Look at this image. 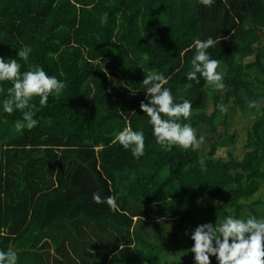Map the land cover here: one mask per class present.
Wrapping results in <instances>:
<instances>
[{
	"label": "trees",
	"instance_id": "obj_1",
	"mask_svg": "<svg viewBox=\"0 0 264 264\" xmlns=\"http://www.w3.org/2000/svg\"><path fill=\"white\" fill-rule=\"evenodd\" d=\"M209 37L220 90L186 79L193 42ZM0 56L65 84L45 107L33 98L31 130L16 128L20 111L0 113V250L17 264H195L196 226L264 218V0H0ZM149 71L167 77L174 102L191 101L180 122L203 143L155 142L140 109ZM246 115L242 158L217 156ZM125 127L144 132L138 159L113 142ZM94 192L114 196L115 210Z\"/></svg>",
	"mask_w": 264,
	"mask_h": 264
},
{
	"label": "clouds",
	"instance_id": "obj_2",
	"mask_svg": "<svg viewBox=\"0 0 264 264\" xmlns=\"http://www.w3.org/2000/svg\"><path fill=\"white\" fill-rule=\"evenodd\" d=\"M200 2L207 6L214 0ZM215 43L211 37L193 42L195 53L186 79L199 83L202 77L215 90H220L224 87L223 73L217 71L219 62L211 59L207 52ZM31 52V46L24 45L17 49L16 56L27 62ZM4 81L11 82V87H0V94H5V98L0 100V113L11 115L14 110L20 111L22 119L16 121L18 130H31L38 123L34 116L39 108L31 103L34 97H39V106L45 107L49 96H58L65 87L63 81L48 75L40 66H31L22 72L21 64L15 58L5 59L0 56V83ZM166 84L167 77L158 71L147 72L142 80L141 89L147 103L141 101L140 109L148 117L155 142L165 151H170L173 146L187 150L203 143V135L197 137L190 124L180 122L191 116V101L185 99L182 103L174 102L171 90L164 86ZM130 91L135 94L137 90ZM220 110L225 111L222 105ZM113 142L129 150L133 158L138 159L144 155L143 130L125 127ZM92 200L96 204L107 203L113 210L116 208L114 196L103 197L99 192H94ZM190 239L194 242L190 251L194 254L195 264H211L210 257H215L217 264H264V218L255 215L247 218L226 215L219 223L196 226ZM17 259L15 250H0V264H17Z\"/></svg>",
	"mask_w": 264,
	"mask_h": 264
},
{
	"label": "rangeland",
	"instance_id": "obj_3",
	"mask_svg": "<svg viewBox=\"0 0 264 264\" xmlns=\"http://www.w3.org/2000/svg\"><path fill=\"white\" fill-rule=\"evenodd\" d=\"M251 122L248 115L242 117L239 116L235 119L233 129H231L230 133L236 131L237 134V142L235 144H230L227 147H220L217 151V156L224 157L227 156V151H232L237 154L238 158H242L244 153V149L241 148V143L246 137L247 129L250 127ZM262 192L264 193V185L262 186ZM262 194V193H261Z\"/></svg>",
	"mask_w": 264,
	"mask_h": 264
}]
</instances>
